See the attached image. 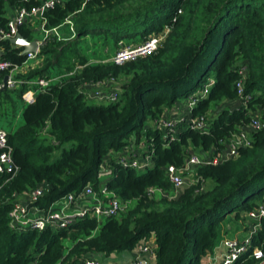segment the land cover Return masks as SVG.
<instances>
[{
  "label": "trees",
  "instance_id": "obj_1",
  "mask_svg": "<svg viewBox=\"0 0 264 264\" xmlns=\"http://www.w3.org/2000/svg\"><path fill=\"white\" fill-rule=\"evenodd\" d=\"M43 1L0 0V28L8 26L7 6L30 9ZM68 17L75 39L52 37L35 67L17 77L57 81L46 90L33 87V104L23 99L26 84L0 91V129L17 166L14 175L0 174V264H86L96 255L133 252L141 242L153 243L156 264H207L228 216L246 222L264 204V128L249 133L251 145L236 158L214 163L253 117L264 123V0H65L46 13L47 27ZM41 23L29 21L19 34L32 41ZM166 27L157 52L121 65L112 61L122 45L147 41ZM0 50V60L26 61L8 40ZM124 80L118 102L87 99V86ZM191 96L190 116L204 118L208 130L181 123L171 140L154 123ZM132 145L149 160L143 173L122 162L138 160ZM193 151L211 159L185 174L193 183L175 199L150 196L152 188L172 193L167 167H184ZM103 165L108 191L130 203L120 217L100 223L87 216L67 229L41 232L11 228L19 197L43 188L34 206L48 211L87 186L99 192ZM254 248L264 253V220L251 249L232 264H259Z\"/></svg>",
  "mask_w": 264,
  "mask_h": 264
},
{
  "label": "built area",
  "instance_id": "obj_2",
  "mask_svg": "<svg viewBox=\"0 0 264 264\" xmlns=\"http://www.w3.org/2000/svg\"><path fill=\"white\" fill-rule=\"evenodd\" d=\"M65 0H44L38 7L33 8H17L13 17L9 18L8 26L6 29L0 28V46L4 40H10L19 34L21 27L26 25L29 21L38 19L42 21L39 32L40 36L32 41L38 44V51L30 53L26 56V61L23 65H14L10 61L0 60V91L1 90H14L21 85H28L30 89L24 94L23 99L28 104L35 102V90L33 87H38L40 90H46L57 79L40 78L38 80L27 81L17 78L20 74L28 72L36 65V59L40 52L41 47L52 37H57L58 40H71L76 37V28L74 21L68 17L66 21L59 27L49 29L47 27L46 13L53 9L56 5L62 4ZM89 1V0H86ZM67 27L69 29V38L62 37V29ZM169 28L166 27L164 32L157 36L150 37L137 45H122L117 51L112 61L118 65L124 64L130 60L139 57H145L158 51V49L165 42L169 33ZM116 81L108 83H100L90 85L87 87H95L94 92L88 98L96 104H109L115 103L120 100V90L114 89L113 86ZM238 93L243 95L244 86L243 80L237 83ZM208 89L206 88L201 95H206ZM196 96L190 97V103L186 107L188 116L186 119L177 120L175 117L164 114L159 120L155 121L154 125L167 132L171 140H174V133L181 123L187 125L194 130H208V125L204 118H192L190 111L196 104ZM173 112V111H172ZM264 128V123L261 117H253L247 129L240 133H235L230 141L227 151L220 158H214V163L217 164L220 160H229L236 158L238 151L241 148H247L251 145L250 132H257ZM0 174L14 175L17 171V166L13 160L12 148L9 146L8 133L0 129ZM124 164H130L135 169H143L149 160L146 159L145 163L138 160L130 161L129 157L122 160ZM206 163H211V159L191 155L187 160L184 167L178 168L175 166L167 167V177L172 185V193L168 194L160 188H152L149 190L150 196L175 199L177 198L184 186L186 185L185 174L191 172L197 167H201ZM44 194L43 188H38L29 194L25 195L24 200L19 198L15 202L13 210L10 214L11 228L17 232L27 231L28 229L36 231H44L45 229H67L76 221L91 216L97 219L98 222L103 223L108 218L120 217L125 213L130 203L122 202L113 193L109 192L105 185L100 187L99 192H96L91 186H87L81 193H70L61 198L60 206L55 208L54 203L48 211L41 210L34 204ZM85 199H90L91 204L83 205ZM248 220L251 221L252 226H249L250 234L243 240L225 239L223 241L224 254L220 257L216 253L209 258L208 264H232L239 257L247 253L252 247V237L258 232L261 221L264 220V204H261L257 209L251 211L248 215ZM217 250V249H216ZM136 258L125 264H151L154 260V247L153 243L141 242L135 249ZM253 256L259 260V264H264V253L260 248L253 249ZM86 264H101L97 260H88Z\"/></svg>",
  "mask_w": 264,
  "mask_h": 264
},
{
  "label": "rangeland",
  "instance_id": "obj_3",
  "mask_svg": "<svg viewBox=\"0 0 264 264\" xmlns=\"http://www.w3.org/2000/svg\"><path fill=\"white\" fill-rule=\"evenodd\" d=\"M8 8H10V7L7 6V9ZM61 35H62L63 38L64 37L65 38H69L71 36L69 34V29L67 27H64L62 29V34ZM72 39H75V38H72ZM92 43H93L92 41H89L88 45L91 46L90 47L91 50H94V48L92 47ZM138 43H139V41H138ZM77 71H78V69H77ZM124 83H125V80L121 81L119 83H115L113 88L115 87L114 89L117 88V90H118L119 88L122 87V85ZM94 89H95V87H87L85 89L86 94L87 95L89 94V96L92 95V93L94 92ZM87 99L89 101H91L89 98H87ZM189 99L190 98H187L185 101L177 103L172 109L168 110L167 113L172 112V110L174 109L173 112L177 113L175 119H177V120H181V119H184V118L186 119V117H189L188 116V111L186 109V107L190 103ZM132 151L138 152V156H139L138 161H140L141 163H145L144 157L142 155V150L140 151L138 148L135 147V145H132L130 153ZM193 153H194V155H197V156H203V155H200V154H202L201 152L193 151ZM138 171L140 173L145 172V170H141V169H139ZM109 177H110L109 171L107 170V167L105 165H103L102 168H101V174H100L101 184L102 185L106 184V182L109 179ZM184 177L186 178V185L184 187L189 186V185H191L193 183L194 180L192 178H190V176H184ZM208 186H210V185H208ZM257 202H259V201H257ZM59 204L60 203L57 202V204L54 205L55 208L60 206ZM242 216H246V215L244 213H242ZM248 225L252 226L251 221H249L248 218H246V222H244L242 220L236 219L235 218V214H232V215L228 216V218L221 225L222 226V233H221V237H220V240L218 242V245H221V246L223 245L222 241H223V237L224 236H227L228 239H235V240H243L244 238L248 237L249 234H250V231L249 230H245V227L246 226L248 227ZM244 234H245V236H244ZM114 264H115V262H114Z\"/></svg>",
  "mask_w": 264,
  "mask_h": 264
},
{
  "label": "crops",
  "instance_id": "obj_4",
  "mask_svg": "<svg viewBox=\"0 0 264 264\" xmlns=\"http://www.w3.org/2000/svg\"><path fill=\"white\" fill-rule=\"evenodd\" d=\"M16 10H17L16 7L8 8V17L9 18L13 17L15 12H16ZM138 44H140V43H138ZM0 52H2V51L0 50ZM167 112H166L167 115H170V116H173V117H176V115H177L176 112H170V113H167ZM203 157H205V156H203ZM24 198H25V195L20 197L19 199L22 201V200H24ZM91 203L92 202H91L90 199H85V201H83V205H87V204L89 205ZM244 236H245V234H244ZM225 239H228V237L224 236L223 237V241ZM224 251L225 250H224L223 245L222 246L218 245L217 250L215 251V253L221 257L224 254ZM95 258L101 264H114V262H115V264H125V263L133 261L136 258V254H135V251H133V252H124V253H121V254H113L111 257H104L103 255L100 254V255H96ZM151 264H156V261L153 260L151 262Z\"/></svg>",
  "mask_w": 264,
  "mask_h": 264
},
{
  "label": "water",
  "instance_id": "obj_5",
  "mask_svg": "<svg viewBox=\"0 0 264 264\" xmlns=\"http://www.w3.org/2000/svg\"><path fill=\"white\" fill-rule=\"evenodd\" d=\"M11 44L22 48L23 55L27 56L30 53H36L38 51V44L36 41H29L25 39L21 34L9 40Z\"/></svg>",
  "mask_w": 264,
  "mask_h": 264
}]
</instances>
